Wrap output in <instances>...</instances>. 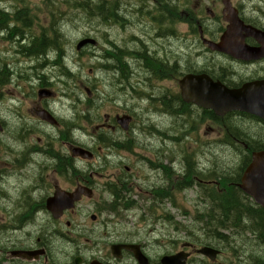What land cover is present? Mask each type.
I'll return each mask as SVG.
<instances>
[{
	"label": "flooded vegetation",
	"instance_id": "af4514ba",
	"mask_svg": "<svg viewBox=\"0 0 264 264\" xmlns=\"http://www.w3.org/2000/svg\"><path fill=\"white\" fill-rule=\"evenodd\" d=\"M7 2V7L0 6V39L18 46L16 50L18 55L22 60L30 62L28 71L33 65L43 68L41 61L32 64L36 56L43 55L44 27L39 25V21L33 23L29 20L27 12L29 13L30 9L27 4L31 1L8 0ZM82 2L85 4L84 0ZM230 8L236 11L238 18L244 24L264 31V0H104L101 2V9L105 13L110 12L118 16V13L126 15L124 13L130 11L139 14L141 20L129 24L138 26L151 42L154 40L158 45H162L174 39L190 47H198L197 53L193 54L194 59H191L193 61L187 60L184 65L169 60L166 55H158L164 63H156L161 64L164 70L159 69L153 73L164 75L163 80L169 82L173 80L172 68L175 66L176 74L181 77L206 75L214 82H220L230 89H238L244 84H250L247 95L255 98L258 90L262 89L264 92L262 87L264 54L234 58L211 50L204 41L219 42L228 26L227 9ZM7 18L11 20L6 22ZM115 19L116 23L114 21L106 24L122 29L123 26L120 24L125 22H121L116 17ZM178 26H181V29ZM174 29H178L179 32L174 33ZM142 37L133 35L132 47H119L108 41L111 47H107L108 50L103 55L106 68H115L109 63L113 58L110 51L113 53L122 51L124 57L121 63L128 72H132L135 68L139 69L138 61L142 52L136 38L143 40ZM135 42L138 44L135 45ZM244 42L250 47H259L261 42L264 43V37L258 39L246 37ZM142 44L148 52L147 47ZM153 44L155 43L152 42ZM35 47H39L41 52H35ZM15 65L20 66L14 63L13 67L6 65L2 69L6 70L7 75L10 72L13 75L19 72V69L14 68ZM26 73L27 71L24 72ZM153 73L151 71L149 75ZM31 80L32 83L29 85L32 91L28 97L29 107L26 111L30 121L36 124L34 131L46 132L44 128L55 129L58 135L52 138L47 134L52 138L51 141L40 136L25 137L30 127L26 128L25 123H22L25 127L20 125L22 127L20 133L8 135L12 143L0 140V149L2 147L7 159L3 162V168L10 166L14 168L11 170L18 169L21 175L26 174V179L31 177V181L17 191L3 189L1 186L3 181H0V264H163L164 258H168L166 264H264V257L254 256L247 261L239 251V247L245 245V248H250L259 254L264 253V235H256L249 229V221L253 217L247 213H221L219 209L222 204H233L264 211V207L257 203L251 194L241 189L240 180L243 172L229 175L218 169L216 165L212 167L185 165L181 176L182 192L184 199L193 209H187L188 206L184 205L186 223L180 231V238L161 249L155 240L156 228L151 223L154 222L156 211L160 215L155 221L160 219L162 222L171 221L170 214L167 213L166 208H163V205L168 206L171 203V180L162 178L158 187L150 188L149 191L153 194L152 205L157 204L159 208L149 207L148 213L138 218V222L143 226L141 228L130 227L125 223V213L131 211L135 203L119 202L123 197V191L111 188L125 186L122 176H115L113 182L98 180L100 173L106 172V169L113 164L126 170L131 168L122 160L112 162L110 160L112 155L108 153L119 152L123 156L129 154L133 156L137 143L132 137H123L118 116L130 115L131 125L134 114L122 110L110 114L111 116L106 115L102 123L95 126L89 119H84L88 127L94 126L95 134L89 136V144L92 142V145H95L93 149V146L72 137V131L76 129L74 123H68L67 127L65 121L57 116L54 106H51V103L54 105L56 96L58 97L55 91L49 97L39 96L40 88L48 87L43 84L49 82L41 81L40 75L32 77ZM3 81L4 78L0 79V84H3ZM157 94L158 98H155V101L159 103V108L165 114L172 115L171 103L178 102L177 111L182 117L184 116L182 127L185 138L194 135L195 141H204L203 139L207 138L208 141L240 142L246 143L247 146L248 144L251 146V143H261L251 148L264 147V119L255 114L236 110L224 116H217L211 110L184 101L179 92L178 97H173L170 89L165 88L164 92ZM185 98L187 99L186 95ZM43 110L49 112L55 122H47L40 118L39 112ZM17 121L21 122L22 117L17 118ZM0 126L2 130L0 136L7 135L8 123L1 115ZM250 130L254 132L257 130L259 134L253 135ZM74 146L88 149L93 156L84 159L73 155L71 150ZM129 158L127 157L128 160ZM91 162H96L98 165H93ZM117 173H120V169ZM2 179L0 172V180ZM78 189H80L79 200H75L69 208L61 210L59 196H67ZM158 191L164 192V195L161 193L159 198H155ZM56 196H58L57 202H55ZM113 200L117 201L115 205L111 202ZM68 204L69 202H64V205ZM227 210L232 209L226 207L224 211Z\"/></svg>",
	"mask_w": 264,
	"mask_h": 264
},
{
	"label": "rangeland",
	"instance_id": "374dc122",
	"mask_svg": "<svg viewBox=\"0 0 264 264\" xmlns=\"http://www.w3.org/2000/svg\"><path fill=\"white\" fill-rule=\"evenodd\" d=\"M7 1L0 0V6L7 7ZM26 1H31L27 4L30 9L29 13L27 12L29 20L33 23L39 21V25L44 27L43 32L49 37L50 41H53L50 42V46L49 44L47 45L49 47L48 51L46 50L45 52L46 55L36 56L32 62V64H36L41 61L43 68L42 66L33 65L31 70L28 71L30 62L22 60L20 55H18L16 51L18 46L0 39V79L4 78L3 84H0V115L8 123V134L1 135L0 140L12 143L8 135L9 133L14 135L20 133L22 128L20 125L25 127L22 123H25L26 128L30 127L26 131L25 137L40 136L48 141H51L53 137H57L58 132L55 129L47 128L46 130L44 128L46 132H35L34 126L36 124L30 121V116L26 111V108L29 107L27 104L28 97L32 91L29 84L32 83V77L36 75L42 77L41 81L46 78L49 79V83L46 86L58 95L54 105L51 103V106H54L57 116L65 121L67 127L68 123L75 124L76 129L72 131V137L79 142L83 141L91 147L93 145L92 142L89 144V136L90 134H95L93 127L100 125L106 115L111 116L110 114L113 115L122 110L125 112L128 110L133 113L134 119L129 131L127 133L122 131L124 138L127 136L132 137L137 143L133 156L131 154L123 156L119 152H107L112 155L110 158L112 162L122 160L126 166H131V168L126 170L113 164L112 167L106 169V172L100 173V179L98 180L99 182H113L115 176H122V180L127 187V191H123V197L125 193L126 198L130 197L137 203V207L133 208L132 212L125 213V223L134 228L143 227L141 222H138V218L148 213L147 210L152 203L151 198L153 197V194L149 191L150 188L158 187L162 178L171 180V198L173 202L168 206L163 205V208H166L173 221L170 223L162 222L161 219L155 221L160 215L156 211L154 212V222L151 223L156 228L157 237L155 240L157 245H160L161 249L168 247L172 242L178 240L181 235L179 230H175V225L182 227L186 223L182 213L183 209H185L184 205L188 206L187 209H193L184 199L182 189L176 188L178 181L176 178L182 176L185 165L189 164L192 167H207V165L212 167L216 165L221 171L233 175L236 173L240 162L236 148L229 149L223 146V143H214L213 141H208L207 138H204V141H195L194 135H189L188 138H185L182 127V118L184 116L182 117L180 113L176 112L178 110V102L172 101L170 107L172 115H169L163 113L161 108H159V103L155 101V98H158L157 93L164 92L165 88L170 89L171 93H178L179 91L177 79L169 82L167 80L161 81L160 78H150L149 74L151 71L153 73L158 70L156 62L164 63L163 60L159 59L158 55H166L169 60L184 65L187 60L194 59L193 54L197 53L198 47L195 46L193 48L182 41L174 39L170 43L162 45H158L157 42L152 40L155 43L152 45L149 37L144 35L138 26L130 25L132 22L135 23L141 20L139 14L136 15L130 11L124 13L126 15H119L118 13L119 20L125 22L120 24V26H123L122 29H119L118 26H107L90 14L99 0H84V3L89 4L88 12L73 7V4L76 2L81 3L82 0ZM100 1L104 2V0ZM108 13L111 14L110 12ZM121 18H124V20ZM5 20L8 22L11 18ZM53 27L54 31H52ZM178 28L181 29V26H178ZM177 32L179 30L175 29L174 33ZM133 35L143 36V40L136 38L142 52L138 61L139 69L135 68L132 72H128V69L121 63L124 57L122 51H115L114 53L110 51L113 58L109 63L113 64L117 69L103 67L104 65L106 66L103 55L108 50L107 47H111L108 41L117 46L119 45V47H132L134 45V42H131ZM84 38H93L97 44L95 47L86 46L82 53L79 54L75 46ZM137 42H135V45L138 44ZM142 43L147 47L148 52ZM43 48L45 49V47ZM56 48L58 49L55 50ZM35 52L40 53V48L35 47ZM156 57L158 58L154 61ZM56 58L60 62L58 66H55L54 61L57 60ZM43 59L45 60L43 61ZM14 63L20 64V66H14L15 69H19V72L13 75L10 72L7 75L6 70L2 68H5L6 65L13 67ZM61 68L68 71L70 75L65 77ZM89 70L92 72L89 73ZM26 71L27 73L24 74ZM33 84L36 83L33 82ZM131 87H133L132 91ZM85 88H90V96L86 95ZM19 117H22L21 122L17 121ZM97 118L99 120L96 121ZM84 119H89L94 126L88 127ZM250 131L253 135L259 134L257 130L256 132ZM47 134L52 138L47 136ZM172 136H174V139ZM94 146L93 149H95ZM23 148L24 146L21 147V150ZM61 148L63 149V147ZM127 157H130L129 160ZM5 161H7L6 155L1 147L0 172L3 179L0 181H3L1 185L3 189L17 191V189L24 187L28 181H31V177L26 179V174L21 175L18 169L13 171L11 169L14 168L10 166L3 168V162ZM91 163L98 165L96 162ZM169 167H172L173 173ZM211 167L208 168L210 169ZM33 168L35 169V167ZM119 169L120 173H117ZM131 172L133 173L130 174ZM34 173H36V169ZM34 173L32 172V174ZM167 173L171 177L167 176ZM130 175L133 178L132 176L128 177ZM107 198L111 200L108 195ZM154 206L157 209L159 208L157 204H154ZM239 214H245V211L242 210ZM239 251L247 261H250V257L254 256L264 257V253L259 254L254 250H250V248H245V245L239 247Z\"/></svg>",
	"mask_w": 264,
	"mask_h": 264
},
{
	"label": "water",
	"instance_id": "95a60500",
	"mask_svg": "<svg viewBox=\"0 0 264 264\" xmlns=\"http://www.w3.org/2000/svg\"><path fill=\"white\" fill-rule=\"evenodd\" d=\"M230 25L227 26L225 32L221 36L220 42L218 44L212 45V48H217L222 52H226L236 56H259L264 54L263 49L259 48H250L243 43V39L245 36H254L258 38V32L254 28L250 26H244L242 22L239 20H233L232 18L229 19ZM261 34V33H260ZM95 40L87 38L81 40L76 49L80 50L86 44H94ZM197 77L199 80V89H207L206 92L207 96V106L216 107V111L222 110V112L229 111V110H242V111H253V112H264V107H258L257 109H253L250 107L247 101L246 93L248 86H245L238 90H229L224 86L216 83L214 84L207 76H192L187 75L185 78L180 82L181 87H183L184 81L188 80L189 78L191 81ZM216 93V97H209L208 94ZM50 92L47 90H40V96H47ZM264 115V113H261ZM39 116L45 120H52L51 116L45 112H39ZM121 124H124V120L119 121ZM126 128V125L124 124ZM73 155H80L84 158H90L91 153L82 149V148H74L72 149ZM242 185L241 188L251 194L256 201L264 205V151L254 152L252 154V161L244 171L242 177ZM80 190V189H79ZM79 192L76 190L75 193L71 194L69 198L65 199L69 201L68 205H62V208H69L72 206V203L78 199ZM51 208V206H50ZM168 258H164L162 260L163 264H166Z\"/></svg>",
	"mask_w": 264,
	"mask_h": 264
},
{
	"label": "trees",
	"instance_id": "16d2710c",
	"mask_svg": "<svg viewBox=\"0 0 264 264\" xmlns=\"http://www.w3.org/2000/svg\"><path fill=\"white\" fill-rule=\"evenodd\" d=\"M76 7H78V5H76ZM79 7L81 9H83L84 11L88 12L89 4H87L85 2V4H83V5L80 4ZM90 14H92V16L96 17L100 21H106L108 19V17L112 16V14H109L108 12L104 13V11L101 9V1L100 0L96 2L95 6L93 7V10L90 12ZM97 14H99V15H97ZM104 14H106V16H104ZM52 31H54V28L52 29ZM43 39H44V40H42L43 41V46L45 47V51H46L47 48H48V47L46 48V45L47 44H51V43H50V40L47 37V35H44ZM46 39L49 40V41L47 42ZM43 51H44V48H43ZM45 51H44V54H45ZM58 63L56 65H58ZM156 65H157L158 70L159 69H163L164 70L163 66L158 65V64H156ZM61 69H62V74L65 75V77H66V75H70L68 71H65L63 68H61ZM173 71H175V67H173ZM255 149H257V148L255 147ZM236 150H239V149H236ZM248 161H249V155L246 157V160L242 163V166L246 165V163ZM167 175H168V173H167ZM176 186H177L176 188L181 189L182 184H181L180 180L177 181ZM158 192L160 194L161 191H158ZM159 194H157L156 196L159 197ZM222 205L223 206L219 207L221 213H227V214L236 213V214H239L243 210V211H245V213L250 214L253 218L251 219V221H249L250 222L249 229L252 232H255L256 235H259V236L261 234L264 235V211L263 210H255L253 208H248L245 205H233V204H231V205L230 204H228V205L227 204H222ZM226 207H229L232 210L231 211L230 210L224 211L226 209ZM236 223H239V222H236Z\"/></svg>",
	"mask_w": 264,
	"mask_h": 264
},
{
	"label": "bare ground",
	"instance_id": "6f19581e",
	"mask_svg": "<svg viewBox=\"0 0 264 264\" xmlns=\"http://www.w3.org/2000/svg\"><path fill=\"white\" fill-rule=\"evenodd\" d=\"M48 6V5H47ZM50 8V7H49ZM55 8V7H54ZM60 9H62V8H60ZM48 10V9H47ZM56 10V9H55ZM49 11H51V10H49ZM95 12V11H94ZM96 13V12H95ZM92 15V14H91ZM97 15H99V14H97ZM92 17H94V16H92ZM98 17V16H97ZM86 18V17H85ZM88 19V18H87ZM100 21V20H99ZM53 37V36H52ZM44 40V39H43ZM47 40V39H46ZM50 40V39H49ZM49 40H47V42L49 41ZM52 40V39H51ZM53 41V40H52ZM52 41H50V42H52ZM46 43V42H45ZM48 45V44H47ZM47 45H46V48H47ZM49 46H50V44H49ZM48 46V47H49ZM44 47V46H43ZM51 48V47H50ZM48 49V48H47ZM58 48H56L55 50H57ZM54 50V51H55ZM44 51H45V49H44ZM44 51L42 52L43 54H44ZM48 51V50H47ZM46 52V51H45ZM50 52V51H49ZM57 53H58V51H57ZM59 54V53H58ZM57 54V55H58ZM45 55H46V53H45ZM49 55V54H48ZM43 56V55H42ZM56 56V55H55ZM63 57V56H62ZM48 58V57H47ZM41 59V58H40ZM57 59V58H56ZM42 60V59H41ZM45 59H43V61H44ZM48 60V59H47ZM53 60V59H52ZM50 61V60H49ZM48 61V62H49ZM54 61V60H53ZM57 61V62H56ZM56 61H54V62H56L55 64H57L58 63V59L56 60ZM59 64H60V62H59ZM55 66H58V65H55ZM175 106V105H174ZM178 112V111H177ZM2 131V130H1ZM170 136V135H169ZM171 137V136H170ZM173 137V139H174V136H172ZM176 138V137H175ZM116 199H117V197H116Z\"/></svg>",
	"mask_w": 264,
	"mask_h": 264
}]
</instances>
